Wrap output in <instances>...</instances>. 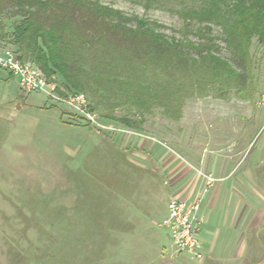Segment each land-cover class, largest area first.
Returning a JSON list of instances; mask_svg holds the SVG:
<instances>
[{
	"label": "rangeland",
	"instance_id": "374dc122",
	"mask_svg": "<svg viewBox=\"0 0 264 264\" xmlns=\"http://www.w3.org/2000/svg\"><path fill=\"white\" fill-rule=\"evenodd\" d=\"M92 1L148 18L178 38L185 25L178 12L204 2ZM1 21L11 34L16 20ZM199 26L204 25L194 24ZM214 28L219 34L221 28ZM8 41L0 42V50H16ZM218 43L219 54L240 69L225 44ZM250 54V96L231 88L224 98L212 89L204 97L187 98L178 121L161 108L128 114L126 107L111 108L108 100L92 110L93 97L85 94L97 121L89 124L62 99L24 93L17 77L0 69V264H199L176 253L160 227L168 203L177 198L172 170L197 163L202 155L212 159L220 150L225 173L232 171L225 184L238 189L243 203L251 202L247 181L252 165L264 158V44L254 38ZM51 78L58 97L71 93L58 75ZM119 118L143 120L142 130L128 128ZM224 206L216 244L226 251L234 243L223 238L233 212ZM215 226L203 227L206 251L214 244ZM249 237L242 239L244 257L255 247ZM258 242L264 250V239Z\"/></svg>",
	"mask_w": 264,
	"mask_h": 264
},
{
	"label": "trees",
	"instance_id": "16d2710c",
	"mask_svg": "<svg viewBox=\"0 0 264 264\" xmlns=\"http://www.w3.org/2000/svg\"><path fill=\"white\" fill-rule=\"evenodd\" d=\"M178 13L185 23L180 38L98 1L0 0V42L10 39L22 61L58 75L71 93L92 95V110L108 100L128 114L161 108L178 121L187 98L212 89L224 98L231 88L250 96V48L254 38L264 44V0H204ZM3 17L16 20L11 34ZM218 40L240 69L219 54ZM119 121L136 130L144 122Z\"/></svg>",
	"mask_w": 264,
	"mask_h": 264
},
{
	"label": "crops",
	"instance_id": "0c3cea01",
	"mask_svg": "<svg viewBox=\"0 0 264 264\" xmlns=\"http://www.w3.org/2000/svg\"><path fill=\"white\" fill-rule=\"evenodd\" d=\"M219 152L220 150L216 153L218 154ZM217 154L212 159L202 155L197 163L184 162L185 166H182V169L172 170L173 181L171 183L177 189L174 196L180 199H194L204 189L205 180L198 174V170L210 174L217 179V182L210 188H213L211 197L207 198V193L210 192L208 191L201 206V215L205 220L204 225L211 228L213 223L216 225L217 230L215 231L214 244L207 249L208 251H206L203 245L205 248V259L198 262L199 264H262L264 250L261 248L258 238L264 239V158L259 159L256 164L252 165L251 183L243 181L245 184L247 183V192L251 193L252 196L250 203H243L239 198L240 193L238 189H228V186L225 184L232 171L225 173L224 157L222 158ZM225 191L227 195L225 201L222 203V193ZM222 206L230 214L233 212V219L231 218L233 220L232 225L231 227L228 225V232L224 235L226 237H223L224 241L233 240L234 242H232L231 246H228L227 252L223 251L222 245L216 244L217 234H219L218 226L219 224H223L224 220L221 219L222 214L220 210ZM241 217L245 221H242ZM236 232L237 234H235ZM244 236H250L251 241L256 240L255 247L247 251L249 258L244 257L246 252L242 244ZM235 246L239 248L236 253H233Z\"/></svg>",
	"mask_w": 264,
	"mask_h": 264
},
{
	"label": "built area",
	"instance_id": "2783aa9c",
	"mask_svg": "<svg viewBox=\"0 0 264 264\" xmlns=\"http://www.w3.org/2000/svg\"><path fill=\"white\" fill-rule=\"evenodd\" d=\"M0 69L17 77L21 90L26 94H44L51 99H62L68 109L95 125L96 115L91 111L87 96L84 93H70L64 98L57 96L58 85L54 78H49L35 65L21 60L20 54L14 49L0 50ZM264 107V100H263ZM205 180L204 189L194 199L173 198L168 203L167 216L160 227L167 230L169 238L178 254H185L196 261L205 259L204 246L200 239L204 217L201 206L205 194L217 182V179L198 170Z\"/></svg>",
	"mask_w": 264,
	"mask_h": 264
}]
</instances>
